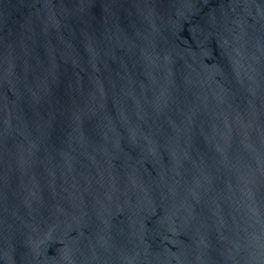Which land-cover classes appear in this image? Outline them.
<instances>
[{"label":"water","instance_id":"obj_1","mask_svg":"<svg viewBox=\"0 0 264 264\" xmlns=\"http://www.w3.org/2000/svg\"><path fill=\"white\" fill-rule=\"evenodd\" d=\"M0 264H264V0H0Z\"/></svg>","mask_w":264,"mask_h":264}]
</instances>
